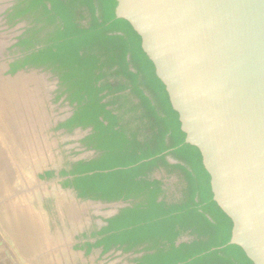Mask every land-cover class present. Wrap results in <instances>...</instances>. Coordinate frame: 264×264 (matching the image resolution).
<instances>
[{"label": "trees", "instance_id": "16d2710c", "mask_svg": "<svg viewBox=\"0 0 264 264\" xmlns=\"http://www.w3.org/2000/svg\"><path fill=\"white\" fill-rule=\"evenodd\" d=\"M113 8L114 0H16L5 15L9 27L27 24L6 73L55 76L54 100L73 109L52 130H88L78 144L93 156L66 162L61 187L83 201L128 204L83 234L80 249L141 253L130 264H251L228 245L230 222L212 201L200 156L184 144L139 38Z\"/></svg>", "mask_w": 264, "mask_h": 264}, {"label": "water", "instance_id": "95a60500", "mask_svg": "<svg viewBox=\"0 0 264 264\" xmlns=\"http://www.w3.org/2000/svg\"><path fill=\"white\" fill-rule=\"evenodd\" d=\"M113 14L200 156L228 245L264 264V0H114Z\"/></svg>", "mask_w": 264, "mask_h": 264}, {"label": "crops", "instance_id": "0c3cea01", "mask_svg": "<svg viewBox=\"0 0 264 264\" xmlns=\"http://www.w3.org/2000/svg\"><path fill=\"white\" fill-rule=\"evenodd\" d=\"M0 109V115L6 111L0 116V163L21 166L18 173L15 165L4 171L0 165V263L98 264L92 253L80 249L89 213L52 181L35 176L32 145L16 122L18 107Z\"/></svg>", "mask_w": 264, "mask_h": 264}, {"label": "rangeland", "instance_id": "374dc122", "mask_svg": "<svg viewBox=\"0 0 264 264\" xmlns=\"http://www.w3.org/2000/svg\"><path fill=\"white\" fill-rule=\"evenodd\" d=\"M15 1L0 0V107L6 110L14 106L18 107L16 122L21 132L26 130V134L22 135L23 139L28 138V144L32 145L29 152L33 157V163L30 165L36 176L39 172L59 170L68 161L87 159L92 155L79 148L78 141L84 134L75 132L64 135L62 132L52 130L66 112L61 106L62 98L58 101L54 100L58 90V80L55 76L40 70L21 71L15 75L6 73L8 65L18 55L13 45L19 30L6 29L2 16ZM19 24L27 25L25 22ZM5 113L6 111L0 116L4 118ZM23 139L21 140L25 142ZM5 155L9 159L6 152L3 157ZM0 165L4 171L8 169V165L15 164L1 162ZM20 167V164H16L13 170L19 173ZM55 183L52 182L51 185L57 186ZM83 207L88 213L91 212V216L96 215L95 220L99 226H102L104 219L116 213L115 208H107L105 204L98 202H87ZM118 253L112 254L111 264L129 262L126 257H119Z\"/></svg>", "mask_w": 264, "mask_h": 264}, {"label": "flooded vegetation", "instance_id": "af4514ba", "mask_svg": "<svg viewBox=\"0 0 264 264\" xmlns=\"http://www.w3.org/2000/svg\"><path fill=\"white\" fill-rule=\"evenodd\" d=\"M8 10H9V8H8ZM7 10V11H8ZM5 15H6V11H5V13L3 14V18H4V26H5V28L6 29H12L13 27H9L7 24H6V20H5ZM19 24V23H18ZM17 25V24H16ZM15 75V74H14ZM61 119H60V121L59 122H61V121H63V120H65L66 119V117H64V116H62V117H60ZM58 132H62V134H64V135H66L65 133H63V131L62 130H60V131H58ZM82 133V134H84L81 138H83L86 134H87V132H88V130H84V131H82V130H80V129H76L75 131H74V133ZM80 138V139H81ZM55 171V170H54ZM57 171L58 170H56L55 171V176L53 177V178H50V179H45V178H43L42 180H50V181H52V182H56L55 184H57V186H59L63 191H65V192H67V194L69 195V197H70V199L74 202V203H76L77 205H79L80 207H82L83 209H84V207H83V204L84 203H87V202H93V201H83V200H80V199H78V198H76V196H75V194L73 193V191L72 190H70V189H64V188H62L61 187V185H60V178H58L57 177ZM47 172V171H46ZM45 172H41V173H39L40 175L38 176V178L40 179V176H42L43 174H44ZM41 180V179H40ZM50 203H52V201L50 202ZM98 203H100V202H98ZM54 204H55V200H54ZM106 205V204H105ZM107 208H109V207H107ZM112 208V207H111ZM116 213L118 212V211H115ZM87 213H88V211H87ZM91 213V212H90ZM89 213V219L88 220H85V225L83 226V229L81 230V238H82V236H83V234H86L87 232H89V231H91V229L93 228V226H96L98 229L100 228V227H102V226H104L106 223H105V219H104V221L102 222V226H99L98 225V223H97V221L95 220V218H96V215H92L91 216V214ZM116 213H114L113 215H115ZM112 215V216H113ZM112 216H110V217H112ZM94 219V220H93ZM107 219V218H106ZM80 242H85V240L82 238V239H80ZM117 252H119L117 255H119V257H122V258H127V259H132L131 258V256L129 255V254H122V252H120V251H115V253H117ZM91 253H92V255L93 256H95V258H97L96 259V261H97V263L98 264H111V262L113 261V260H111V258L113 257V253L114 252H109V253H106V254H101V250H99V249H94V250H92L91 251ZM128 261V260H127ZM125 264H130V262H126Z\"/></svg>", "mask_w": 264, "mask_h": 264}, {"label": "built area", "instance_id": "2783aa9c", "mask_svg": "<svg viewBox=\"0 0 264 264\" xmlns=\"http://www.w3.org/2000/svg\"><path fill=\"white\" fill-rule=\"evenodd\" d=\"M13 5V4H12ZM11 5V6H12ZM10 6V7H11ZM27 27V25H21V24H17V25H15L12 29H9V30H14V29H16V30H19L18 32H17V36H16V39H17V37H19L23 32H24V29ZM16 39H15V43H16ZM14 43V44H15ZM13 61V60H12ZM11 61V62H12ZM61 106H63L64 107V110L66 111L64 114H63V116L64 117H68L70 114H71V112H72V107L71 106H69L67 103H62V100H61ZM62 111H63V109H62ZM92 156H93V152L92 151H88ZM91 156V157H92ZM106 207H109V208H115V211H118L119 209H121V208H123V207H126V206H128V204L127 203H125V202H121V201H119V202H115V203H110V204H106L105 205ZM141 255V253L140 254H136V255H131V258H133V257H138V256H140Z\"/></svg>", "mask_w": 264, "mask_h": 264}]
</instances>
